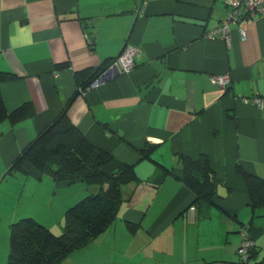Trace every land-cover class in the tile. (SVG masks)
Masks as SVG:
<instances>
[{"label": "crops", "instance_id": "crops-1", "mask_svg": "<svg viewBox=\"0 0 264 264\" xmlns=\"http://www.w3.org/2000/svg\"><path fill=\"white\" fill-rule=\"evenodd\" d=\"M228 11L224 0H0V70L14 75L0 83V95L8 112L25 102L34 109L18 123H0V174L66 108L82 135L112 156L107 172L132 164L139 179L125 187L129 200L89 244L91 251H75L62 264L237 260L239 229L250 213L236 167L264 178V13L231 25L226 40H210L208 32ZM124 49L134 61L129 72L110 64L95 85L78 93ZM221 76L228 86L213 82ZM146 144L155 146L151 160L139 159ZM180 154L206 156L220 182L212 204L193 205L192 221L188 208L195 196L180 180ZM26 185L41 202L35 207L28 194L23 206L10 210L14 216L1 221L11 219L0 264L19 214L29 210V217L59 231L65 210L95 189L49 176L26 179ZM126 221L140 226L131 240L119 242L114 230ZM250 238L264 255V216L253 220Z\"/></svg>", "mask_w": 264, "mask_h": 264}, {"label": "trees", "instance_id": "trees-1", "mask_svg": "<svg viewBox=\"0 0 264 264\" xmlns=\"http://www.w3.org/2000/svg\"><path fill=\"white\" fill-rule=\"evenodd\" d=\"M112 61L82 82L78 93L89 88ZM12 79L13 74L0 70V83ZM65 111L66 108L29 141L12 161L7 173L35 180L49 176L55 183L81 182L95 189L84 193L65 210L59 231L29 217L34 215L29 214V210H26L29 215L22 213L23 216L10 225L9 254L5 264H62L71 253L85 248L116 220L122 202L129 200L123 190L127 185L139 182L132 164L123 163L115 171L107 172L105 168L112 156L91 144L67 119ZM33 112L29 102L8 112L0 95V123L4 119L12 124L18 123L31 117ZM154 147L146 144L139 150V159L151 160ZM176 157L181 166L180 180L195 196L189 208L199 201L212 204L220 182L214 176L207 157L201 156L196 160L181 154ZM236 169L243 175L249 199L250 220L239 229L242 242L241 230L250 238L253 220L264 216V178L247 174L239 167ZM125 225L130 234L136 233L140 226L130 221ZM252 242L245 256L237 254V260L229 264H264L261 248Z\"/></svg>", "mask_w": 264, "mask_h": 264}, {"label": "built area", "instance_id": "built-area-1", "mask_svg": "<svg viewBox=\"0 0 264 264\" xmlns=\"http://www.w3.org/2000/svg\"><path fill=\"white\" fill-rule=\"evenodd\" d=\"M224 5L228 8V15L220 22V24L208 32L207 37L209 39H215L221 37L227 39L229 27L237 22L244 24L245 20L252 18L257 13H264V0H224ZM242 35V30H240ZM132 53L124 49L120 53L117 60L111 65L119 68V72L126 73L132 68ZM110 67V66H109ZM229 78L227 76L214 77L213 82L221 87L228 86ZM97 81H94L90 86L95 85ZM189 219L193 220V207L189 208ZM242 242H240L237 250L238 254L245 256L248 246L253 242L248 237V234H244L241 230Z\"/></svg>", "mask_w": 264, "mask_h": 264}, {"label": "rangeland", "instance_id": "rangeland-1", "mask_svg": "<svg viewBox=\"0 0 264 264\" xmlns=\"http://www.w3.org/2000/svg\"><path fill=\"white\" fill-rule=\"evenodd\" d=\"M116 60L117 59L113 60V62H115ZM132 62H133L132 63V68H133L134 67V61L132 60ZM109 66H108V68H109ZM118 70H119V68H118ZM26 179L29 181L32 180L31 178L23 177L22 175H19L17 173H14L13 175H7L6 170L0 174V247H3L4 249H6L8 247L7 244H8L9 230L6 231V228L9 227V223L11 222V219L6 220V223L4 222L5 224H2L1 221H4V219H7L8 216L13 217L14 215H13V213L10 214V210L14 207H17L18 205L23 206L24 205L23 201L25 198H27L28 194L31 197L30 193L33 191V189L31 190V186L26 185L24 188L22 187V184H23V182L24 183L26 182ZM19 199H21L20 203L17 201ZM31 199H32L35 207L37 205H39V203L41 202L39 200L38 196L31 197ZM54 199L58 200L57 197H55ZM61 200L64 201V199H61V196H60L59 202H61ZM43 206H45V205H43ZM19 215H21V214H19ZM116 226L117 225H115V227ZM123 228L117 227L116 230H114V237L119 242H121L123 239L131 240L130 236H129L130 231L126 228L125 224L123 225ZM59 233L60 232H58V234ZM134 234L135 233L130 234V235H134ZM94 240H92L91 243ZM86 247L88 248L89 245H87ZM93 249H96V248L93 247ZM89 251H91V250L89 249ZM91 254L97 255V253L93 252V251ZM78 257H80V256L78 255ZM79 260L81 262L84 261L83 258H79ZM114 264H132V262L125 261V258H122L120 261H118V262L116 261V263H114Z\"/></svg>", "mask_w": 264, "mask_h": 264}, {"label": "water", "instance_id": "water-1", "mask_svg": "<svg viewBox=\"0 0 264 264\" xmlns=\"http://www.w3.org/2000/svg\"><path fill=\"white\" fill-rule=\"evenodd\" d=\"M99 81V79H97V82Z\"/></svg>", "mask_w": 264, "mask_h": 264}]
</instances>
